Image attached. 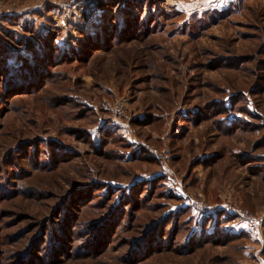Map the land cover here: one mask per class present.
<instances>
[{"label":"rangeland","instance_id":"374dc122","mask_svg":"<svg viewBox=\"0 0 264 264\" xmlns=\"http://www.w3.org/2000/svg\"><path fill=\"white\" fill-rule=\"evenodd\" d=\"M37 239L42 264H264V0H0V264Z\"/></svg>","mask_w":264,"mask_h":264},{"label":"trees","instance_id":"16d2710c","mask_svg":"<svg viewBox=\"0 0 264 264\" xmlns=\"http://www.w3.org/2000/svg\"><path fill=\"white\" fill-rule=\"evenodd\" d=\"M121 25L122 24H119V26H121ZM128 32H129V30H127L125 34H128L129 35L130 33H128ZM103 34H104V32L101 33L100 35H103ZM90 39L91 38H89V37L86 38L87 43L85 44V46L88 47V48L94 46L93 43L91 44V42H89ZM86 47H85V49H86ZM41 52L42 51L40 50L39 53H38L39 55H37V58H36L35 61H33V62L31 61L30 62L29 60L26 59L19 66H16V67L13 66V68L15 69V70L13 69V71H14L13 73L14 74L11 73L8 70V68H5V69L2 70L4 73H6V75H7V73L10 72V75L13 76V79L12 78H6L4 76V79H5V89H6L4 91L7 92V91L12 90V89L15 90V89H19V88H27L30 85H35V84H37L40 81V79L42 78V75H43V73H42L43 66L41 67L40 61H41V59L42 60L43 59H45V60L47 59L46 56H45L46 55V52H42V54H41ZM10 68H11V66H10ZM101 144H103V141H101ZM97 149L98 148H96V150ZM61 152H62V150L61 151H58L57 148H56V150L53 152V155H55L56 157H61L63 155ZM64 160H57V161L58 162H61V161H64ZM58 162H55V164H57ZM73 189H79V187H73ZM64 202L65 203L68 202V199L66 198ZM61 209H62V207H61ZM63 211L64 212H63V216H62V218L60 220L61 221L60 226L57 227L58 233H59L60 238L62 239V241H58V240L53 239L52 240L53 243L49 242L48 245H47V253H46V255L49 257L50 261H52V262L55 261V256L57 255L58 252H65L67 246L65 247L63 242H65V240L68 241V239H69L67 232L69 230V223L71 221V217L72 216L70 215L69 212H66V210H64V208H63ZM115 214H116V212H113L112 211L111 214L108 215V219L111 221L114 218V215ZM73 219H74V217H73ZM106 223L108 224L109 222H106ZM99 224H100V222L97 223V224H95L94 227L99 226ZM107 224H104V226L107 225ZM148 234H149V231L145 234L144 240H142V242L145 243V244H147V241H148L147 240L148 239L147 238ZM37 235L39 236L40 233L37 234ZM217 235L218 234H216V235H209V236H211V238L212 237L216 238ZM44 236H47V235L44 234ZM48 236H49L48 237L49 240H51V237H50L49 234H48ZM94 237H95V235L94 236H91L90 240L87 242V245H89V244H91V245L93 244L94 245V244H96V243L99 242V240H93L92 243H91L90 241L92 239H94ZM38 242H39V240L37 239L36 241H34L33 244H31L30 246H28L27 252L25 253V255H23L22 257H20V259L15 264H42L43 262L41 263V260H39L38 257L31 256V253L32 252L38 251V246H37L38 245L37 244ZM85 248L87 250L89 249L84 244L82 250L85 249ZM132 250H134V249H132ZM66 255H67V253H64L63 256H66Z\"/></svg>","mask_w":264,"mask_h":264}]
</instances>
